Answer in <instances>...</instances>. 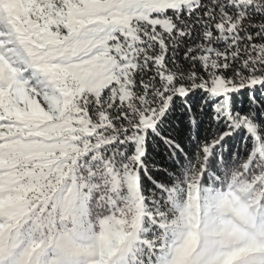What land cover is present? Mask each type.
I'll return each instance as SVG.
<instances>
[{
	"label": "trees",
	"instance_id": "1",
	"mask_svg": "<svg viewBox=\"0 0 264 264\" xmlns=\"http://www.w3.org/2000/svg\"><path fill=\"white\" fill-rule=\"evenodd\" d=\"M69 8L64 0H0L5 70L0 74V133L14 130L1 119L13 122L26 113L10 96L20 80L1 37L3 28L39 45L48 34H62L59 27L69 20ZM168 15L170 32L156 27L155 38L138 42L126 98H119L120 88L113 84L96 99L60 72L70 79L66 88L56 85L65 103L86 99L92 108L95 100L113 97L106 113L118 131L113 142L97 149L96 158L90 152L80 162L76 206L81 208L62 216L64 236L81 255L79 264L124 257L122 243L132 236L128 253L141 251L135 262L155 264L168 250L173 229L184 225V207L208 199V190L232 193L235 186L258 183L256 196L264 195V0H195ZM78 103L76 109H84ZM150 117L153 124L145 130L131 124ZM88 139L97 140L95 135ZM10 159L0 154V163ZM12 173L16 185H8L0 172V234L10 224L9 207L35 209L37 197H48L59 186L55 177L34 176L31 167ZM125 175L135 192L131 202L122 201ZM37 246L30 243V251Z\"/></svg>",
	"mask_w": 264,
	"mask_h": 264
},
{
	"label": "rangeland",
	"instance_id": "2",
	"mask_svg": "<svg viewBox=\"0 0 264 264\" xmlns=\"http://www.w3.org/2000/svg\"><path fill=\"white\" fill-rule=\"evenodd\" d=\"M64 1L70 7V16L59 27L63 29L61 35L48 34L39 45H34L24 36L9 33L7 27L1 34L15 62V79L20 78V84H13L10 96L26 113L16 121H6L14 124V130L0 134V154L9 155L17 165L30 166L34 176L55 177L59 186L51 197L35 199L39 211L19 210L15 206L7 209L10 224L0 234V264H79L81 255L64 236L67 222L62 216L67 209L73 212L81 208L76 206L80 162L90 152H95L96 158L97 149L113 142L118 131L114 119L106 113L113 97L102 103L95 100L92 109L86 99L65 103L66 96L58 93L56 85L60 83L66 88L70 79L75 80L99 99L106 87L115 84L120 88L119 98H126L129 73L136 67L138 42L144 36L155 38L156 27L170 32L173 24L168 13L195 3V0ZM61 70L68 73L69 80ZM2 72L5 71L0 64ZM77 102L76 106L84 109L77 110ZM93 116L96 120L91 119ZM131 124L145 130L152 126L153 118L142 124L134 119ZM92 135L97 138L94 142L88 139ZM0 171L8 185H16L11 170ZM122 180L125 188L122 201L131 202L135 197L132 180L128 175ZM258 186V183L235 186L232 193L208 190V199L198 200L196 207L185 206V223L173 229L170 247L156 264H264V206H257L260 202L254 188ZM32 242L38 246L30 251ZM133 244L132 236L122 243L124 257L107 264H133L134 258L128 253Z\"/></svg>",
	"mask_w": 264,
	"mask_h": 264
}]
</instances>
